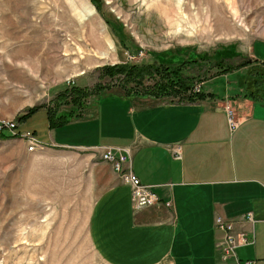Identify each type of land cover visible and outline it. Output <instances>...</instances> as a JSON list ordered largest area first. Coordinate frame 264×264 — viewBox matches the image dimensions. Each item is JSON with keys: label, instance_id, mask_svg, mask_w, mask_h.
<instances>
[{"label": "rangeland", "instance_id": "374dc122", "mask_svg": "<svg viewBox=\"0 0 264 264\" xmlns=\"http://www.w3.org/2000/svg\"><path fill=\"white\" fill-rule=\"evenodd\" d=\"M263 40L264 0H0V264H106L89 238L87 177L74 175L84 167L78 151H30L26 129L49 128L42 112L19 124L29 107L68 87L117 89L119 76L106 75L113 65L181 63L200 53L204 60L183 73H201L194 82L204 81L203 90L242 93L229 81L248 77L250 92L248 80L258 78L264 100V66L249 53L228 62L229 72L212 65L218 48L247 52L254 41L264 61Z\"/></svg>", "mask_w": 264, "mask_h": 264}, {"label": "crops", "instance_id": "0c3cea01", "mask_svg": "<svg viewBox=\"0 0 264 264\" xmlns=\"http://www.w3.org/2000/svg\"><path fill=\"white\" fill-rule=\"evenodd\" d=\"M255 43L239 51L264 63ZM204 91L203 99L190 102L128 96L117 88L59 127L50 125L46 108L39 110L47 115L45 134L26 129L45 147L78 151L84 167L79 163L74 175L87 177L89 238L106 264H264V100ZM230 97L235 129L226 109ZM107 148L129 151L132 171L159 201L133 208L131 186L101 159ZM217 217L249 239L228 259L221 257L225 233Z\"/></svg>", "mask_w": 264, "mask_h": 264}, {"label": "trees", "instance_id": "16d2710c", "mask_svg": "<svg viewBox=\"0 0 264 264\" xmlns=\"http://www.w3.org/2000/svg\"><path fill=\"white\" fill-rule=\"evenodd\" d=\"M139 49V48H138ZM233 45L226 46L223 49L218 48L215 53L216 58L212 62L213 66L223 67L224 71L229 72L231 68L230 61H235L238 59L246 58L240 51L236 50ZM204 60L203 53L193 56L189 60H185L181 63H176L175 61H164L162 59H155L151 62L135 63L129 61L122 64L113 65L107 67L106 75L110 76L112 79L119 76L118 86L123 89L128 96H153V97H166V96H180L181 100L184 101H196L201 100L206 96L204 90L196 94H188V90L193 86L195 78L198 75H184L183 71L188 64H199L200 61ZM245 60V59H244ZM254 62H259L257 59H253ZM174 62V63H167ZM260 63V62H259ZM264 66V63L261 62ZM245 62L239 63L237 67L244 66ZM263 70L264 74V68ZM223 73V72H222ZM224 74V73H223ZM226 74V73H225ZM252 77V76H251ZM255 78V77H253ZM247 78L243 81L239 80V86L244 88L242 95L249 98H258L256 91L261 90L260 86L262 81L255 78L253 82L248 80L251 88L250 92L246 88ZM253 85V86H252ZM248 86V85H247ZM99 88L95 87L94 90L86 87H71L66 88L64 91L60 92L56 98L52 101L56 104L68 105L69 108L66 111L58 112L62 105H58L52 108H48L46 105H36L31 106L27 109V112L18 117L19 124H22L31 115L38 112L39 110L46 108L52 127H59L70 122L73 118H78L82 116L83 111L91 103L89 99L93 95H102L104 90L107 89L106 86L98 85ZM246 89V90H245ZM110 90H107V92ZM106 93V92H105ZM213 93H211L212 95ZM88 101L90 103H88ZM12 135V134H11ZM13 135L20 136L21 133L17 132Z\"/></svg>", "mask_w": 264, "mask_h": 264}, {"label": "built area", "instance_id": "2783aa9c", "mask_svg": "<svg viewBox=\"0 0 264 264\" xmlns=\"http://www.w3.org/2000/svg\"><path fill=\"white\" fill-rule=\"evenodd\" d=\"M202 84H204V81L194 82L187 93L196 94L202 91ZM166 98L170 101H181L180 96H166ZM226 109L229 115L230 126L232 129H235L238 126V120L235 117L234 110L230 106H227ZM24 135L28 140V148L30 151L42 150L45 148V145L37 138L34 132L28 131L24 133ZM101 159L110 163L119 173L123 181L131 186V201L135 210L143 209L159 201V197L152 187L142 183L140 178L132 171L128 150L122 148H107L102 151ZM246 217L247 219H252L251 214H248ZM216 226L225 233L224 241L219 244L222 259L236 256L237 247L249 242L245 233L235 232L234 225L230 220L217 217ZM244 264H255V261L247 260Z\"/></svg>", "mask_w": 264, "mask_h": 264}, {"label": "bare ground", "instance_id": "6f19581e", "mask_svg": "<svg viewBox=\"0 0 264 264\" xmlns=\"http://www.w3.org/2000/svg\"><path fill=\"white\" fill-rule=\"evenodd\" d=\"M171 19V18H170ZM34 48V47H33ZM37 48V47H36ZM25 50H27V52H30V54L32 53V47L31 48H27V49H25ZM42 60V59H41ZM41 62V61H40ZM56 66V65H55ZM30 67V66H29ZM33 67V66H32ZM48 67V66H47ZM46 67V68H47ZM33 68H35V67H33ZM49 68V67H48ZM55 69H56V67H55ZM32 70V69H31ZM56 70H58L59 71V69H56ZM34 71V70H33ZM36 71V70H35ZM34 73V72H33ZM36 73V72H35ZM31 74H32V72H31ZM35 75V74H34ZM33 76V75H32ZM32 82V81H31Z\"/></svg>", "mask_w": 264, "mask_h": 264}]
</instances>
